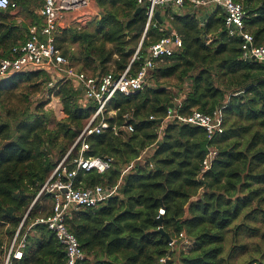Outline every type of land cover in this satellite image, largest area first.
<instances>
[{
    "label": "trees",
    "instance_id": "1",
    "mask_svg": "<svg viewBox=\"0 0 264 264\" xmlns=\"http://www.w3.org/2000/svg\"><path fill=\"white\" fill-rule=\"evenodd\" d=\"M15 1L17 9L0 12V58L26 41L31 26L43 25L35 11L41 0ZM235 1L246 13L243 30L254 46L264 47V0ZM95 2L98 17L83 26L70 24L53 38L78 72L119 76L129 67L134 75L148 48L172 32L181 48L150 71L152 87L113 96L103 120L116 132L84 139L86 157L112 161L104 173L80 171L75 187L118 188L103 205L73 210L66 220L84 255L76 264H160L165 256L168 264H234L247 254V241L256 238L262 243L241 264H264V64L242 57V39L229 36L219 8L209 13L165 8L161 25L142 37L146 18L137 0ZM50 78L48 72L34 71L0 82V258L38 189L95 111L75 84L66 82L54 92L63 114L57 119L45 98L52 93L46 89ZM220 107L223 133L211 141L201 128L176 121L160 130L169 110L212 114ZM80 146L81 140L68 160L77 157ZM208 146L217 154L200 175ZM129 164L132 168L122 174ZM49 213L48 206L36 202L26 223ZM159 230L170 241L183 233L191 247L179 250L182 241L177 240L171 250ZM22 253L18 264H62L65 258L64 247L42 225L33 226Z\"/></svg>",
    "mask_w": 264,
    "mask_h": 264
},
{
    "label": "built area",
    "instance_id": "2",
    "mask_svg": "<svg viewBox=\"0 0 264 264\" xmlns=\"http://www.w3.org/2000/svg\"><path fill=\"white\" fill-rule=\"evenodd\" d=\"M41 6L37 15L42 19L41 28L33 25L29 28L28 37L22 45L12 48L8 58H0V82L9 77L26 72L44 71L51 76L46 89L51 90L48 96L53 107V102H58L54 96L55 90L66 82H72L82 92L85 101L92 102L95 111L88 124L81 132L75 144L65 154L61 161L54 168L50 177L37 191L36 196L25 212L21 222L0 258V264H18L23 259L22 250L26 246V236L31 233L33 226H45L64 247L65 258L62 264H76L84 258L83 252L78 246L75 237L68 231L66 220L71 217L72 211L78 208H96L103 205L117 193L118 185L113 187L95 186L93 188H76L75 178L80 171L104 173L111 166V159H99L86 157L88 145L84 139L93 134H100L107 130L116 132L115 127L109 128V124L103 120L105 109L115 94L129 97L137 92L152 87L150 82V71L164 58L172 56L175 46L180 45V39L175 33L161 38L152 44L147 55L134 75H129V67L119 76L112 73L100 77L87 75L78 72L72 67L69 61L56 49L54 35L65 26L70 24L85 25L92 16H98V9L95 0H41ZM138 7L144 9L146 18L142 37L151 26L155 25V13L161 8L189 7L192 10L208 9L215 6L223 11L225 26L229 36H240L242 39V57L264 64V47L253 45V37L243 30L246 20V13L241 4L235 0H137ZM15 0H0V12L17 9ZM66 19L68 23L65 24ZM65 24V25H64ZM139 47L136 50L132 61L137 58ZM264 82V80H263ZM223 109H215L212 114L200 111H192L188 115H179L176 111L169 110L162 121L160 130L164 123L176 121L179 124L190 125L201 128L205 131L207 140H213L223 133ZM99 118V122L93 126V122ZM150 119H153L150 117ZM127 132H132L131 126H126ZM81 140V146L77 157L68 160V156L74 146ZM214 148L208 146L203 159L200 175L210 170L213 160L216 157ZM132 168V164L126 166L122 174ZM36 202L48 206V215H38L33 222L26 223L27 216ZM45 202V203H44ZM164 214L159 209L158 215ZM182 241L179 250L186 251L191 247V242L180 233L176 240H171L168 245L173 250L175 243ZM169 257L165 256L159 260L160 264H168Z\"/></svg>",
    "mask_w": 264,
    "mask_h": 264
},
{
    "label": "rangeland",
    "instance_id": "3",
    "mask_svg": "<svg viewBox=\"0 0 264 264\" xmlns=\"http://www.w3.org/2000/svg\"><path fill=\"white\" fill-rule=\"evenodd\" d=\"M38 9H36L35 11H37ZM17 12H18V16H19V18H18V20L19 21H22V19H23V14H22V12H21V7L19 8V10H17ZM99 13V12H98ZM94 17H98V16H92L91 17V19H93ZM90 19V20H91ZM68 20L69 19H66V21H65V24H67L68 23ZM64 24V25H65ZM48 104H51V102H49ZM48 104H47V108H50V109H52L53 111H54V114H55V117L57 118V119H61V118H63V114H62V111H59L60 109V107L59 108H53V107H51V106H48ZM111 115H113V113H109L108 114V116H111ZM45 203V202H44ZM258 242H260V240L258 239V238H256V240L255 241H247V244H248V251H247V254L245 253L244 255H240V256H238L237 258H236V260L234 261V264H241L242 263V261L244 262V261H246L247 259H248V255H249V252H251L253 255H255V252H253V247L255 246V244L256 243H258ZM260 243H262V242H260ZM261 247L263 248V244H261Z\"/></svg>",
    "mask_w": 264,
    "mask_h": 264
},
{
    "label": "crops",
    "instance_id": "4",
    "mask_svg": "<svg viewBox=\"0 0 264 264\" xmlns=\"http://www.w3.org/2000/svg\"><path fill=\"white\" fill-rule=\"evenodd\" d=\"M95 6H96V2H95ZM97 7V6H96ZM167 8H169V7H167ZM98 9V8H97ZM216 9H218V8H216L215 6H211V7H209L208 9H202L203 11H206L207 13H209V12H212V11H214V10H216ZM173 10V9H172ZM164 11H165V8H161V9H159L157 12H159V14H160V17H161V20L163 21V14H164ZM98 12H99V10H98ZM173 12L174 13H176V14H179L180 13V11H178V10H173ZM205 12V13H206ZM36 13H37V11H36ZM65 27H67V26H65ZM180 39V38H179ZM180 42H181V40H180ZM180 48H181V43H180V45H177V46H175V50H174V52H176V51H178V50H180ZM246 60H248V61H251L250 59H246ZM253 61V60H252ZM151 82V81H150ZM153 84V83H152ZM59 108L60 110L59 111H62V109H61V105H60V103H59V101L58 102H53V108ZM45 206H47V205H45Z\"/></svg>",
    "mask_w": 264,
    "mask_h": 264
},
{
    "label": "water",
    "instance_id": "5",
    "mask_svg": "<svg viewBox=\"0 0 264 264\" xmlns=\"http://www.w3.org/2000/svg\"><path fill=\"white\" fill-rule=\"evenodd\" d=\"M154 19H155V25H154V27L155 28L156 27H159L161 25V23H162V20H161V17H160L159 12H156L155 13ZM250 60H254V58H251ZM160 221H161V219L159 218L157 220V223L160 224ZM159 232H161V234L165 237V239H166L167 242H170V238H169V236L165 232H163L162 230H159Z\"/></svg>",
    "mask_w": 264,
    "mask_h": 264
}]
</instances>
